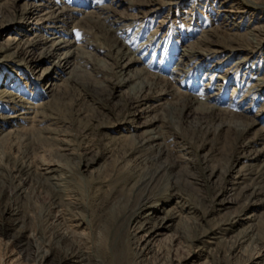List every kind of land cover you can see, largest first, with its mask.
<instances>
[{
	"label": "rangeland",
	"instance_id": "rangeland-1",
	"mask_svg": "<svg viewBox=\"0 0 264 264\" xmlns=\"http://www.w3.org/2000/svg\"><path fill=\"white\" fill-rule=\"evenodd\" d=\"M70 260L264 264V0H0V264Z\"/></svg>",
	"mask_w": 264,
	"mask_h": 264
},
{
	"label": "bare ground",
	"instance_id": "bare-ground-1",
	"mask_svg": "<svg viewBox=\"0 0 264 264\" xmlns=\"http://www.w3.org/2000/svg\"><path fill=\"white\" fill-rule=\"evenodd\" d=\"M42 5V3H39L38 5H35L36 7L34 9H30L28 10L27 14H29L31 17L34 16L33 18L34 19H39V15H38V12L39 11H42L43 9L40 8V6ZM46 16L49 17V16H59L60 17V20L64 21V15L62 14L61 11H58V10H54V9H49L46 11ZM57 38V39H56ZM71 41L67 40V39H64V38H61V35L59 37H53L51 39H47V41L44 42V45H40V43H37L35 42L33 45H31V50L33 51L34 49L35 50H38V47H41V49L43 50H46V55L45 56H51V55H54V54H60L59 55V58L58 60L55 61V64L57 65V67L61 66V67H65L67 66L68 62H69V59H70V50L69 48L66 49V47H68V44H70ZM62 49H66V50H62ZM129 49V44H127L125 41L122 45L121 48H117L115 49V53L118 54L119 56L123 57L126 52L125 51H128ZM190 48H186L183 50V55L184 56H187V55H190L191 51L189 50ZM30 52V51H29ZM41 55V53L39 54ZM242 61L243 60H240L238 62L235 63V65L239 68V67H242L241 64H242ZM131 62H132V59H128L126 61H124L123 64L120 65V69H129V67L131 66ZM176 66H179V65H182V63L179 61L175 64ZM177 68V67H176ZM174 70V69H173ZM257 80H262V79H257ZM258 82H256L254 85H250L249 88H253L255 86H257ZM259 84V83H258ZM147 86L151 85V83H147L146 84ZM141 86V85H140ZM50 87H51V84H50ZM49 87V88H50ZM48 88V90H49ZM142 88V87H141ZM145 88V87H144ZM261 87L260 89H258V91H261ZM52 91V88H50V90L46 93V94H49V92ZM4 93V92H3ZM5 94V93H4ZM7 95H10L9 92H7ZM209 98H211V101H214L215 103V100L216 98L214 97V95H209ZM22 99H19L18 101H21ZM12 103L14 104H17L18 102L17 101H14V99H11L10 100ZM20 103V102H19ZM27 103H29L28 105H25L23 107L22 110H20L19 113H16L13 115V117H18L20 116V114H29V113H34L36 108L38 107V105L40 104H35L33 102H30V101H27ZM134 105H138V106H141V99L136 98L134 101H133ZM210 109H213L214 106H209ZM20 118H26V116L24 117H20ZM159 137H157L155 134H152L149 136L148 138V142H154L158 139ZM147 200L146 199H143V201L141 202L140 204V207L141 208L142 206H144L145 204H147ZM17 238V237H16ZM15 242L21 246V248L24 250V251H28L29 250V246H30V243L29 241H27L26 239H23V238H18L15 240ZM22 251V250H21ZM60 263V262H59ZM70 263L72 264H75V263H79L77 261H71L70 260ZM256 264V263H255Z\"/></svg>",
	"mask_w": 264,
	"mask_h": 264
}]
</instances>
